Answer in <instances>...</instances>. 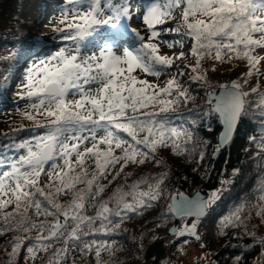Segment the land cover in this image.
Segmentation results:
<instances>
[{"label":"snow or ice","instance_id":"obj_1","mask_svg":"<svg viewBox=\"0 0 264 264\" xmlns=\"http://www.w3.org/2000/svg\"><path fill=\"white\" fill-rule=\"evenodd\" d=\"M46 16L47 32L21 33L0 57L15 62L0 76V111L18 117L0 130V264H148L144 241L161 239L160 229L174 264L189 244L202 250L194 264H218L200 226L245 161L253 183L219 216V234L241 229L233 236L245 251L258 247L252 264H264V0H51L34 23ZM235 60L246 70L210 78ZM17 65L22 79L9 100ZM238 138L247 140L245 161L229 171ZM226 149L215 186L184 188L211 179ZM169 155L191 167L172 168ZM156 209L144 218L151 227L124 226ZM129 242L130 255L118 257ZM243 259L244 251L234 264Z\"/></svg>","mask_w":264,"mask_h":264},{"label":"trees","instance_id":"obj_2","mask_svg":"<svg viewBox=\"0 0 264 264\" xmlns=\"http://www.w3.org/2000/svg\"><path fill=\"white\" fill-rule=\"evenodd\" d=\"M50 2L51 0H0V57L7 55L8 50L13 47V42L17 39V37L21 33L31 32V33L39 34V33L47 32V28L45 27V25L49 23H54V21L50 20L49 18L51 13L49 14V16H46L47 20L45 22H43L40 25H36L34 23L35 17L27 16V14L23 12V9L26 5H31L34 3L35 4L34 11L36 12V14L40 15L45 10V8L50 4ZM162 50L170 51L169 49L163 46H162ZM259 51H261V49ZM192 62L194 61L192 60L187 61V63H192ZM14 63L15 62L11 59L7 61H0V76L3 75V72L5 70H9ZM244 70H246L245 63L244 61L241 60H235L232 63H222L217 65L215 72L210 73V78L213 80L231 79L239 75V73ZM262 71H264V68H262ZM18 73H20L19 65L16 66V71L10 74V79H12L13 81ZM149 79H152V77H149ZM256 79L257 77L254 75L251 78L250 83H254ZM259 84L260 87L264 89V76H261L259 78ZM193 87H195V85H193ZM7 95L9 97V100H11L12 94L10 93L9 89ZM197 102H199V100H197ZM6 109H8V107H5L2 111H0V113L3 114V116L6 112L5 111ZM9 115H6L4 119L0 121V130H7L9 128L10 124L9 121L7 120V117ZM11 120L15 122L16 120H18V117L13 114V116H11ZM25 123H27V121H25ZM246 143H247L246 138H238L236 140V143L232 145V148L230 150L231 158L228 164L229 171L233 165L237 164L238 161H245V154L240 149ZM157 154L161 155L162 153L158 152ZM248 155L250 156L251 152H249ZM228 156H229V151L226 149L214 161L215 171H213L211 179L203 183H201V181L197 179L196 183L185 184L184 188L189 192L197 187H201L207 191L209 185L215 186L216 183H218L219 169L224 166V159ZM166 162L169 163L172 168L177 169L178 171H184L185 169L191 167V165L187 163L186 156L174 157L169 155L167 156ZM204 162L205 163L207 162V157L205 158ZM145 170L158 171L160 169L155 168L152 164H148ZM137 172H139V169H137ZM250 175L254 176V165L252 164L251 161H245V163L243 164L242 173L239 179H237L236 183L233 185L231 191L227 192L224 195L222 202L219 204V206L216 209V212L213 213V215L209 217L206 221H204V223L200 226V232L203 235L204 240L207 242V250H210L211 252L215 253L214 256H209V258L216 260L218 264H234L233 257L238 253H241L242 251H244L245 259L241 261V264H252V261L256 258L257 253L259 251L258 247H253L246 251L243 250L242 245L240 243V238L233 236V232H237V233L241 232V229L239 228L236 229L228 228L224 235L219 234V219H218L219 216L227 214L229 209L232 207L234 201H236L238 197H242L248 194L249 189L253 183V179H249ZM171 182H172L171 180L168 181V183ZM254 202H255V197H250L249 203H254ZM157 210L158 209L146 211L143 214V218H135L130 221H126L124 226L128 227L129 229H131L133 225L137 226L138 229L151 227V222L147 225L144 224V218L152 216L154 214V211ZM91 211H92L91 209L88 210L89 214H91ZM258 219L259 218L256 217L255 213L253 212L251 219L249 221V226L251 224H256L258 222ZM158 231L161 236V239H163L165 230L160 229ZM257 231L264 232V225L259 226L257 228ZM241 238L245 242L249 241V238L244 234H241ZM116 239L127 240V237L119 236L116 237ZM171 239L172 238H170L169 240ZM152 242L153 241L145 240L144 244L147 246ZM193 246L195 247V249L198 250L197 254L202 251L198 246L194 244ZM132 247H134V245H132L129 242L127 248L123 251L118 252L116 255L118 257L129 256ZM165 249H166V255L164 258H167L168 264H174V261L177 258L175 246L166 243ZM75 255L77 257L80 256L79 253H76ZM102 258L108 259L106 254H102ZM183 258H184L183 256L180 257V259L182 260ZM141 262L142 260L139 259H127L124 261V264H139ZM36 264H40L39 259L37 260ZM76 264H81V261L77 259ZM200 264H204V261H200Z\"/></svg>","mask_w":264,"mask_h":264},{"label":"rangeland","instance_id":"obj_3","mask_svg":"<svg viewBox=\"0 0 264 264\" xmlns=\"http://www.w3.org/2000/svg\"><path fill=\"white\" fill-rule=\"evenodd\" d=\"M34 9H35V4L33 3V4H31V5H26L25 7H24V9H23V12L24 13H26L27 14V16H31V17H38V16H40L39 14H36V12L34 11ZM47 19H46V17H44V22L46 21ZM260 49H257V51H259ZM27 65L25 64V67H26ZM22 79V77H21V75H20V73H18L17 74V76H16V78L13 80V82H12V84H11V87L9 88V90H10V93L12 94V92L13 91H15L16 90V84L18 83V82H20V80ZM152 79L153 80H155L156 78L155 77H152ZM161 80L162 79H164V77H161L160 78ZM21 107H23V105L21 104L20 105ZM6 112H5V114H4V116H3V114H1L0 113V121L2 120V119H4V117L6 116V115H11V116H13V114L12 113H10L9 112V108L8 109H6L5 110ZM163 239H165V238H163ZM165 244H166V242H165ZM164 244V245H165ZM148 246V245H147ZM186 252L188 253V254H186V255H184L183 257V264H194V256L197 254V252H198V250L197 249H195V247L193 246V244H189V245H187L186 246ZM165 255H166V252H165ZM153 258V257H152ZM152 258L149 260V263H151L152 262ZM141 263H143V261L141 262ZM140 264V263H139Z\"/></svg>","mask_w":264,"mask_h":264},{"label":"water","instance_id":"obj_4","mask_svg":"<svg viewBox=\"0 0 264 264\" xmlns=\"http://www.w3.org/2000/svg\"><path fill=\"white\" fill-rule=\"evenodd\" d=\"M170 238H171L170 236L167 237L168 240ZM164 244H165V239H159L157 241H154V242L150 243L147 246L146 256H147V259H148V264H152V262L149 263V260L152 257H156L157 261H159V260H161V259H163L165 257L166 249H165V245ZM140 264H143V263H140Z\"/></svg>","mask_w":264,"mask_h":264}]
</instances>
